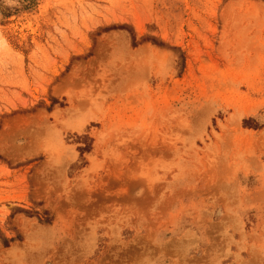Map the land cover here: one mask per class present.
Segmentation results:
<instances>
[{
    "label": "rangeland",
    "instance_id": "374dc122",
    "mask_svg": "<svg viewBox=\"0 0 264 264\" xmlns=\"http://www.w3.org/2000/svg\"><path fill=\"white\" fill-rule=\"evenodd\" d=\"M0 264H264V0H0Z\"/></svg>",
    "mask_w": 264,
    "mask_h": 264
}]
</instances>
